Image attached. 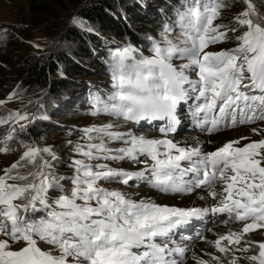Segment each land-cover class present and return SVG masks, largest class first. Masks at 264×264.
Masks as SVG:
<instances>
[{"label": "snow or ice", "instance_id": "1", "mask_svg": "<svg viewBox=\"0 0 264 264\" xmlns=\"http://www.w3.org/2000/svg\"><path fill=\"white\" fill-rule=\"evenodd\" d=\"M242 3L234 21L221 25L213 22L229 6L223 0H171L158 9V35L146 34L140 45L109 46L111 89L90 96L89 114L113 119L81 129L82 142H68L75 154L70 175H57L60 158L52 146L20 141L26 150L0 174V264H187L189 253L195 264H264V15L252 0ZM71 23L85 26L79 17ZM230 33H238L235 47L207 50ZM8 37L0 31V40ZM35 103L34 112L0 118L11 121L7 140L49 119L42 99ZM184 120L209 136L177 139ZM18 121L24 123L17 131ZM236 125H251L252 135L212 138ZM100 160L139 167L93 163ZM130 181L187 195L192 204L133 199L135 193L103 186ZM209 214L240 226L214 240L198 233L217 250L204 259L183 242L187 237H176Z\"/></svg>", "mask_w": 264, "mask_h": 264}, {"label": "rangeland", "instance_id": "2", "mask_svg": "<svg viewBox=\"0 0 264 264\" xmlns=\"http://www.w3.org/2000/svg\"><path fill=\"white\" fill-rule=\"evenodd\" d=\"M45 1L46 7L42 10L41 16H37L34 19V15L30 12L28 0H0V31L6 30L9 33V37L6 41L0 40V99H7L8 94L13 92L19 93L12 102L0 105V118H7L9 113L23 111L25 109L28 112L36 111L37 105L35 101L37 97L42 99L45 105L43 111L49 116L48 120H37L28 125L26 133H19L10 145H8L9 142H3V140H5V133L8 132L11 121L9 125L0 124V148L7 149L6 151H0V174H3V171L7 167L19 160L23 151L26 150L20 143V141L23 140L25 142L35 141L37 146L41 147L52 146L57 150V154L60 158V163L56 166L57 175H70L72 169L68 166L70 163L69 158L75 154L69 148L68 142H82L81 129L113 119L107 115H101L98 118L89 114V109L91 107L90 98L88 96L83 97V95L78 92L76 93L77 90L79 91L81 89L88 95L87 91L89 89L85 88L83 90L80 86V80H83V76L70 77L71 80H69L63 72L54 75L55 77H60L59 79L65 76L67 78H65V80L68 81L69 86L73 88V91L66 90L64 94L58 97L60 101L64 100V103L66 102L63 111H56L58 108V106H56L58 99L48 96L49 89L45 88L43 90L33 88L30 90L24 87L21 75V59L38 54L46 57L60 55L64 68H68L69 70L72 63L76 62L77 64L80 62L83 58L82 53L88 50L91 54L96 55L95 59L85 64L86 67L91 68L89 72H92V81L90 83H92V86L99 87L100 92H105L107 90L105 87H108L110 84V77L105 76L103 74L104 67L97 66V64L106 61L105 57L109 46H122L124 43L131 42L108 34V31L100 28L95 23L93 24L85 21L84 28L71 23L73 17H78L75 15L77 13L74 11L75 4L72 0ZM86 1L88 0H84V2ZM141 1H143L142 5H140ZM151 1L152 0H128L126 7L136 9L138 6L140 9H145L144 6ZM224 1L225 4L229 6L221 10L214 24L229 25L234 21L236 13L243 8L242 0H238L237 3H235L236 5L230 3L231 0ZM90 2L98 4L99 0H90ZM252 2L256 6L257 12L264 15V0H252ZM152 5H155V3L149 5L150 9L154 11L155 7L153 8ZM117 6L118 5H116L113 12H109V14L113 15L114 13V15H122L125 7H123L121 11ZM128 20L127 22L132 25L133 31L140 40H143L146 34L158 35L159 25L149 26L144 23H136L134 22L135 20L130 19V17ZM64 23H67L68 27L73 28V30L78 33V38H70L69 34H66V31L63 30ZM89 26L94 30L93 32H97L99 36L87 31L86 29ZM237 34L238 33H230L229 39L218 42L221 44L218 51L228 49L230 46H235V36ZM85 35L96 37L99 45L94 46L85 41ZM228 40H232L231 45L227 44ZM36 45L40 47L37 48ZM70 71L73 72V69ZM66 73L67 75L69 74L68 72ZM93 94H95L94 90L91 89L90 95ZM19 97H22V99ZM30 100L32 103H30ZM21 123L24 122L18 121L15 125L17 131ZM31 131L36 132V135H31ZM108 143L110 147L120 146L116 142ZM97 162L108 163L111 167H124L129 170L139 167L131 164L129 161H93V163ZM21 171L23 172L24 170L21 169ZM103 186L109 189H119L129 194H131L132 191H139V189L145 188L137 187V185L133 184L131 181L130 185H124L121 182H105ZM65 187L69 188L70 184H66ZM162 195L163 194H161V196ZM20 243L22 242H17V244ZM41 247L47 248L51 246L42 242Z\"/></svg>", "mask_w": 264, "mask_h": 264}, {"label": "trees", "instance_id": "3", "mask_svg": "<svg viewBox=\"0 0 264 264\" xmlns=\"http://www.w3.org/2000/svg\"><path fill=\"white\" fill-rule=\"evenodd\" d=\"M127 1L128 0H99L98 4H93L90 2V0L86 1L87 3L84 2V0H72V2L75 4L74 11L77 13L75 15L82 18L84 21L97 24L100 28L108 31V34H112L117 38H122V40H129L136 45H140L142 40L137 37V34L132 29V25L127 22L128 18L130 17V19L135 20L134 22L136 23H144L149 26L159 25L160 27L162 14L158 11V9L167 8L171 0H152L146 6H144L145 9H140L138 6L136 7V9L127 8ZM237 1L238 0H231L230 3L235 4L237 3ZM28 2L30 4V12L34 15V19L37 16H41L42 10L46 7V1L28 0ZM223 2L225 3L224 0ZM142 3L143 1H141L140 5H142ZM154 3L155 5H152L153 8L155 7L153 11L152 9H150L149 5ZM116 5H118L117 8L119 10L125 7L123 9L124 13H122V15H114V13L113 15L109 14V12H113ZM63 28L62 29L66 31V34H69L70 38H78V33H76L73 28L68 27L67 23H64ZM92 33L99 36L97 32ZM84 37L85 41H87L88 43L93 44L94 46L99 45V42L97 41L98 39L96 37L89 35H85ZM229 41L232 44V40ZM86 51L85 53H82L83 58L81 59V61L77 64L76 62H73L69 67V70L68 68H64L62 60L60 59V55L46 57L38 54L21 59V75L24 87L30 90L33 88L43 90L47 88L50 90L48 96L58 99V97L64 94L66 90L73 91V88L69 86L68 81L65 80V76H63L61 79H59L60 77L54 76L57 73L63 72L69 78V80H71L70 77L83 76V80H80V86L83 90L85 88L88 89L89 86H92V83H90L92 81V72H89L91 68L86 67L85 64L95 59L96 55L91 54L88 50ZM98 64L97 66L104 67L103 74L105 76L111 77V68L107 66L106 61L103 63L99 62ZM71 69H73V72L70 71ZM66 72H68L69 74L67 75ZM77 92L83 95V97L88 96L81 89L79 91L77 90L76 93ZM65 104L66 102L64 103V100L60 101L58 99V103L56 105L58 106V108L56 109V111H63ZM49 128L52 129L51 127ZM30 134L36 135V132L31 131ZM7 135L8 132L5 133V140L3 142L7 141L9 142L8 145H10L12 144L13 140H7Z\"/></svg>", "mask_w": 264, "mask_h": 264}, {"label": "bare ground", "instance_id": "4", "mask_svg": "<svg viewBox=\"0 0 264 264\" xmlns=\"http://www.w3.org/2000/svg\"><path fill=\"white\" fill-rule=\"evenodd\" d=\"M184 121H185V126L183 125V129H181V127L179 128L178 135H176L177 139H180L184 136H199L201 138H205L209 136L206 133H201L200 131L196 130V128L192 126L190 120H184ZM250 127L251 125H246V126L241 125V127H235V128L233 127V128H230V130H225L218 134H212V138L215 139L216 143H220L227 139L234 140L238 138L240 135L250 136L252 135L250 133ZM144 131H146L149 136L159 135V133L154 132V131H148L147 129H145ZM241 142L243 143V141ZM208 148L211 149V145H209ZM133 193H135V195H133V199H138L140 197H151L157 203L167 204L170 206L175 205L178 207H184V206H191L192 204V202L189 200L187 195L181 196L178 194L162 192L163 195L161 196L160 191L150 186L141 188L139 189V191L137 190L132 191L131 194ZM196 203L197 205H199V204H202L203 202L196 201ZM222 218L224 217H219L217 216V214H209L206 217H204L202 220H194L192 221V224L195 227V229L198 230V232L193 233V229L188 232H183L187 229H182L181 234H178L176 239L179 240V239H182V237H187L183 239V242L185 244H189L191 246V250L195 251L197 255L202 256L204 259H208L207 253L208 252L216 253L217 250L214 248V246H210L207 243H205L204 240L198 239L197 234L198 233L203 234L207 239L214 240L216 238L217 232H226L228 228H232L233 230H235L240 226L239 222H233L229 225H224L220 223ZM200 222H204L205 226L200 227L201 226ZM257 231H262V230H257ZM187 264H195V261L192 260L190 253L188 255Z\"/></svg>", "mask_w": 264, "mask_h": 264}]
</instances>
